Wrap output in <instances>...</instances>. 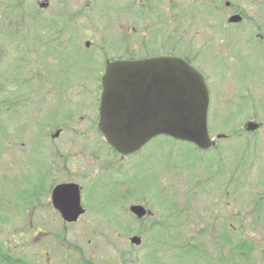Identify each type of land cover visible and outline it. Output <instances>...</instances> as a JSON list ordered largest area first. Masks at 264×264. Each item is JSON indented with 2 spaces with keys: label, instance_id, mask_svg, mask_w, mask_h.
<instances>
[{
  "label": "rangeland",
  "instance_id": "1",
  "mask_svg": "<svg viewBox=\"0 0 264 264\" xmlns=\"http://www.w3.org/2000/svg\"><path fill=\"white\" fill-rule=\"evenodd\" d=\"M101 1L108 3L113 9L116 6V0ZM101 1L52 0V6L48 12H36L37 5L29 0L17 12L6 14L11 19L9 23L15 25L17 29L20 28L17 36L13 38L11 36L14 34L13 29L10 31L1 27L5 21V6L4 0H0V64L5 63L0 65V75H13L12 73L17 72L16 69L10 71L9 67L12 63L18 65L16 61L19 63L25 61L21 49L33 47L27 41L28 39L34 41L40 37L42 42L39 43L42 47L53 35L59 42L64 41L66 39L64 34L57 38L59 35L57 33L64 28L67 30L64 27V20L71 16L76 17L78 7H86L89 2L96 5V8L94 7L93 11L88 9L82 15H78L76 28L82 30L92 28L94 33L87 36L84 31H79L77 42L75 45L69 44L68 48L71 65L80 67L81 65L77 62L90 57L87 51L83 52L85 42L93 41L92 50H96L95 48L102 44L104 39L102 31L105 32L103 26L106 19L100 8ZM226 1L229 0H223V4ZM230 1L244 10L246 15L250 14L248 6L254 2L253 0ZM73 3L76 4L73 5ZM198 4L201 6L200 3ZM195 7L191 8L189 5L185 7L187 9L185 18L189 25L188 35L192 40L193 35L197 33V26L201 27L203 21L200 19L201 10ZM256 17L258 14L253 15L252 18L257 19ZM54 18H59L57 22H61L63 26L53 23ZM42 31L44 33H41ZM195 42L199 43V40ZM40 44L39 47H41ZM152 48L151 45L150 50ZM73 49L77 52L73 53ZM160 49L163 51V48ZM47 51V48L41 51L33 49L29 62L32 65L25 64L19 72L20 76L26 80L34 77L30 85L32 86L31 96L34 100L36 99V104L31 101L23 110L21 118L25 121L21 131L29 133H26L24 138L22 134L18 142L16 133L21 131H15V127L9 120L5 125L8 127L7 130L2 131L0 128V193L5 199H11L6 209L10 213L4 221L10 232L13 226H17V230L22 233L25 230L23 225L27 222L25 217L21 221L23 216L21 200L15 202L20 194V189L14 187L17 182H13L21 177L18 175L16 165L18 157L27 165L25 175L29 179V176L32 177L34 174L30 169L32 163L43 161L44 166L55 163L57 158L64 157L66 146L70 147L68 151L73 156L83 155L82 152L87 155L100 152L108 154L102 145L100 133L92 127L97 122L101 94L91 91L89 95L82 96L80 93V90L83 91L82 88H77L74 92L70 89L68 97L55 105L51 100L55 94L48 87L54 81V74L51 69L44 70L48 62L54 60L50 58L49 61V57H46L49 55ZM205 56L206 54L203 55ZM242 57L247 64L248 74L254 73L255 69L259 75L264 74V45L254 42L246 54H242ZM102 62L98 60L95 66L80 67L86 69L87 81H83L84 75L81 77V74L76 78H81L80 82L86 84L89 90L97 86L96 80L104 67ZM215 65L213 72L218 80L223 65L217 62ZM87 68H90L91 72ZM29 73L33 74V77ZM3 85L4 83L0 82V90ZM9 85L10 88L5 85V93L1 94L0 91V103L6 99L15 101L17 92L13 90L11 84ZM66 88L69 89L67 82ZM21 89L18 95L25 96V88ZM47 96L49 97L46 102ZM261 97V105L256 112H253L252 105L247 103L245 105L249 107L244 106V111L240 110L236 100L231 113L229 110L226 113L222 102L215 97L211 108L212 114L208 118L209 133L215 139L218 135L229 136L228 139L218 142L219 146L216 150L200 153L192 144L161 137L146 145L144 152L132 158V161L121 168L112 167L109 172L101 173L100 165L96 166L94 173L89 171L87 175V162L79 160L84 166L75 164L77 170L74 172L76 174L74 178L85 185V205L89 211L82 218L83 221L75 226H69L65 231L62 228L57 231H47L46 236L37 239L40 241L37 249L45 247V251L50 250L53 264H217L222 255L218 245H225L223 252L227 253V251H233L238 238L251 244L256 242L255 239L263 240L264 221L262 226L254 229L253 235L241 228L238 235L236 231H233V228H237V224L232 218L234 212L246 215L250 214L253 207L261 205L264 207V202L259 203L261 197H264V93ZM33 119L35 124L31 126L30 120ZM251 120L262 124L263 128L257 133L246 132L244 126ZM64 128H71V132L69 130L66 132L67 135L57 140L50 138L56 129ZM34 143L38 146L35 147ZM5 146H9L7 151H4ZM58 164H61L60 160ZM49 176L51 178L52 171ZM66 178L67 175L61 181ZM59 179L60 177L55 178L52 182H58ZM99 180H102L103 188ZM10 190H13L12 198L8 199ZM124 193L128 195L124 196ZM112 194L113 198L110 197ZM92 195L95 196L94 201ZM122 196L124 198H119ZM179 202L182 206L176 208L175 205L178 206ZM100 203L102 205L98 206ZM136 203L144 205L151 215L145 219L144 223L136 221L129 212L131 204ZM96 206L103 209L102 213L106 216H102L103 214L99 213ZM262 210L264 211V208ZM184 218L186 221L182 224ZM99 220L100 223H98ZM157 222L160 223L157 227L169 229V231L159 233L154 230ZM93 231H98L99 235L95 236ZM137 234L141 236V244L131 245L128 239ZM29 239H33V233H27L21 242ZM183 239L189 240L193 247L200 252L205 251V254H202V257L196 254L193 257L182 256L177 244ZM258 249L262 247L258 246ZM208 259L211 263H208Z\"/></svg>",
  "mask_w": 264,
  "mask_h": 264
},
{
  "label": "flooded vegetation",
  "instance_id": "2",
  "mask_svg": "<svg viewBox=\"0 0 264 264\" xmlns=\"http://www.w3.org/2000/svg\"><path fill=\"white\" fill-rule=\"evenodd\" d=\"M19 1H21L23 6L29 2V0ZM32 1L37 5V11L48 12L52 6V0ZM75 1L76 0H74V2ZM253 1L254 2L248 6V12L250 14L247 15L244 10L236 7L230 0L224 2V4L223 0H116L114 9L111 8L108 3L101 1L100 8L105 14L106 19L105 26H103L105 32L103 33L102 31L104 39H102V44L95 48L96 50H92L93 41L85 42V49L83 52L87 51L90 57L84 59V61H78L77 63L81 65L80 67L95 66L96 61L101 60L106 69V65L109 62L118 60L136 61L141 59H152V57H178L195 67L200 71L203 77H205L206 86L209 89V97L211 99L209 108L211 112L210 115L212 114L211 108L215 102V97L222 102L226 113L228 110L231 113V108L234 107L236 100L239 103L240 110L244 111V108L248 106L245 105V103H247L252 105L251 109L253 112H256L257 108H260L261 96L262 93H264V74L262 71L263 75H259L256 69L254 73L248 74L246 70L247 64L243 60L244 56L242 57V54H246V51L251 48L254 42L264 45V6L262 5L264 4V0ZM198 3H200L201 6ZM74 4L76 3H73V5ZM61 5L63 6V4ZM188 5L191 8L196 5L195 9L201 10L200 14L202 17L200 19L203 20L201 27L197 26L198 30L197 33L193 35V40L189 38V25L185 18V15H187V9H185V7ZM83 7H78L75 13L76 17L71 16L65 19L64 22L75 24L78 20L77 18H79L83 12L88 11V9L93 11L96 5L88 2L87 6ZM257 14V19H253V15L255 16ZM233 18H238L240 21L234 22ZM57 19L59 18H54L53 20L57 21ZM79 31H84L87 36H91L94 33L92 28L82 30L72 27L67 30L63 29L58 33L59 38L64 34L66 39L64 40L65 42L63 41L65 43L64 46L59 45L60 52L55 57L57 60H61L59 58L63 51L65 54L69 51V44L75 45ZM95 32L97 33V30ZM196 40H199V43H196ZM151 45L153 48L150 50ZM160 48H163V51ZM23 51L25 54L30 53L29 49ZM75 51L77 52V50H72L73 53ZM205 54L206 56L203 57ZM245 56L247 57V55ZM216 62L223 65L219 72L218 80L214 77L213 72L216 67ZM50 66L60 70L63 66L74 65H71L70 61L61 60L52 62ZM19 68L21 69L23 66ZM105 69L103 74L106 71ZM82 75H84L83 81H87V75L82 73L81 77ZM21 78L22 77L16 74L11 85L16 90L26 88L27 91L25 96L24 94L17 95L14 106H10L7 103L5 104L4 101L0 104V120L2 124L5 126L9 120L15 127V131H21V126L24 121L21 119L23 110L29 106L31 101L35 102L29 88L33 80L25 79L23 81ZM0 82H3L2 75H0ZM93 91H95L96 94L100 91L98 84L97 86L95 85ZM80 93L82 96L90 94L87 92L86 86L84 91L80 90ZM8 106L12 109L11 111H8ZM251 109L249 108L250 111ZM30 122L32 126L34 124V119L30 120ZM92 127L99 130L98 126ZM262 128L261 126L260 129ZM69 130L71 132V128L56 129L53 134V136L56 137L54 140L64 137ZM26 133L29 132L21 131L16 133L18 142L22 134L24 138ZM57 133H59V135L56 136ZM101 138L103 142L102 145L104 149L108 151V154L100 152V155H87L82 152L83 155L73 156V154L68 151L70 147L66 146L64 149V157L57 158L55 163L46 164L45 166L43 165V161L32 163L30 169L33 170L34 174L32 177L29 176V179L28 176L25 175L27 174V165H25L24 160H19L18 157L16 165L18 167V175L21 176L18 181L20 183L23 182L21 195L23 216L21 221L23 217H25V221H27L26 225H23L25 230L22 233H33V239L20 243L21 245L19 247L22 248V251L20 248L15 247L14 256H16L17 253L21 256L25 254L30 264H53L50 250L45 251V247L40 250L37 249V245L40 242L37 239L46 236V234H48L47 231H57V229L61 228L65 231L69 226H75L80 223V221H83L82 218L89 210L87 205H85V185L79 181L77 182L74 178V176H76L74 172L77 170L75 164L83 165L81 161L87 162L86 173L88 175L89 171L94 173L96 166L101 165L100 172L105 173L109 172L112 167L121 168V166L123 167L127 162L132 161L131 159L133 157L121 156L107 144L105 138ZM34 146L37 147L35 143ZM109 158L111 159L109 160ZM58 160L61 161V164L57 165ZM50 171H52L51 178L49 176ZM98 171L99 170H97V172ZM22 173L25 176L21 175ZM66 175L67 178L61 181ZM58 177H60L58 182H52L55 178L58 179ZM70 182L81 186L82 206L85 208L86 212L84 215L80 216L78 222H67L63 220L61 213L54 208L53 204L52 192L56 185ZM100 186L103 188L102 180L100 181ZM133 195L136 196L137 194L133 193ZM94 197L95 196H93V201ZM101 205L100 203L98 206ZM133 205L135 204H131V206ZM262 208H264L263 205L253 207L252 210H261L258 215H239L234 212L232 218L235 224H237V228H233L232 226L234 231L239 235L240 228L242 230L244 229L243 227L249 228L252 225L256 227L262 226L264 221V211ZM98 210L99 213L103 211L100 207H98ZM250 213L253 212L250 211ZM253 216H256L257 219L253 220ZM98 223H100V220ZM160 231L166 232L165 229H160L159 232ZM167 231H169V229H167ZM19 233L21 232L19 231ZM25 235L27 234H24V236ZM115 236L119 237L118 234H115ZM240 241L241 238H238L235 245L238 250V254L234 257L235 264H256V261H258V264H264V239H258L252 254L244 255L241 251ZM258 246H261L262 249H258Z\"/></svg>",
  "mask_w": 264,
  "mask_h": 264
},
{
  "label": "water",
  "instance_id": "3",
  "mask_svg": "<svg viewBox=\"0 0 264 264\" xmlns=\"http://www.w3.org/2000/svg\"><path fill=\"white\" fill-rule=\"evenodd\" d=\"M106 70L99 127L120 154H134L158 136L191 142L201 150L213 147L209 91L204 77L184 60L164 57L118 61L109 63ZM257 128L256 124L248 125V130ZM52 198L68 222L78 221L84 213L79 185H58ZM131 211L140 218L147 214L142 205L133 206ZM130 240L141 243L139 237Z\"/></svg>",
  "mask_w": 264,
  "mask_h": 264
},
{
  "label": "trees",
  "instance_id": "4",
  "mask_svg": "<svg viewBox=\"0 0 264 264\" xmlns=\"http://www.w3.org/2000/svg\"><path fill=\"white\" fill-rule=\"evenodd\" d=\"M20 2L21 1H19V0H4V6H5L4 18H5V21H4V25L1 27L6 28V30L7 29H9V30L13 29L14 35H15V33L17 34V32H19L20 28L17 29L15 27V25L13 26L11 23H9V21H11V19L9 17H7V15L9 13L13 14L14 12H17L19 10V8L22 7V5H20ZM64 27H66L67 29H70L72 26L69 22H65ZM38 41L42 42V39H40V38L36 39V42H38ZM53 41L54 40H49L48 42L45 43L46 45H44V47H42L41 46L42 44H40L39 42L36 43V42L32 41V43H36L38 45L40 44L41 47L38 46V50H40V51L43 48H47V50H48L47 53L50 54V51H52L50 49V46H51V43ZM61 45L64 46L65 43L62 42ZM45 70H46V68H45ZM71 70H72V68H68V66H63V68L60 70L54 69V72H56L55 73V80H56L57 87L53 83H51V85H48V87L51 88L50 91H54L53 93L55 95H57V97L53 100L54 103H61V101H58V100H63V98L66 99L65 91L68 89V88H66V82L69 83V88H71L73 86V83L71 82L72 78H70V77H73ZM5 79H6V76L4 77V80ZM29 88H31V87H29ZM34 89H35V87H34ZM17 90H19V89H17ZM2 92L5 93L6 92L5 89L2 90ZM48 97L49 96L46 97V99H47L46 102L48 101ZM21 104H22V101H21ZM10 106H14V104H12V105L10 104ZM7 108H8V111L12 110L9 106ZM0 115H1V111H0ZM13 182L14 183L17 182L14 187L15 188L17 187L20 189V194L18 197L21 199L22 189H23L22 183L23 182L20 183V182L15 181V180ZM12 191L10 190V193H8V199L12 198L11 197ZM10 202H11V199L10 200L5 199L0 193V264H30L29 261L27 260V256L25 254H22V256H21L17 253V255L14 256L15 247L20 248V250L22 251V248L19 247L21 245L20 243H24L25 241H29L30 239L25 240L24 242H21L22 240H24V234H27V233H19L17 231V226H13L12 232H10V229L7 226V223L4 222L7 219V215L10 213V211H8V210L6 211V209H8L7 205L9 206ZM261 202H264V197H261V201L259 203H261ZM179 206H182L181 202H179L178 206L175 205L176 208ZM260 211L259 210H252L253 213H250V214L258 215V214H260ZM177 218H179V217H177ZM256 219H257V217L253 216V220H256ZM140 221L142 222V220H140ZM185 221L186 220L184 218L182 224H184ZM159 224L160 223H158V222L156 223L154 230L159 229V227H157ZM243 228L244 229H242V230L254 231L253 229L256 228V226L252 225L249 228H247V227H243ZM236 243L237 242H235V244H234L233 251L232 252L227 251V253L223 252L225 245H218L217 246L219 249V252H220V250L222 252V255H220V258H222L225 261L224 262L223 260H221V261H223L224 264H235V258L234 257L238 254V250L236 249V246H235ZM23 245L27 246L25 244H23ZM240 246L242 248L241 251H242L243 255L244 254H252V252H254V247L256 246V243L254 242V244H251L249 242H244L241 239ZM177 248L180 249V253L182 256L193 257L196 254L198 257H202V254H205V251L200 252L199 250H197L196 247H193L189 240L183 239V241L181 243L177 244ZM251 249H252V251H251ZM24 251H25V249H24ZM207 261H208V263H211V262H209V261H211L210 259H208Z\"/></svg>",
  "mask_w": 264,
  "mask_h": 264
}]
</instances>
